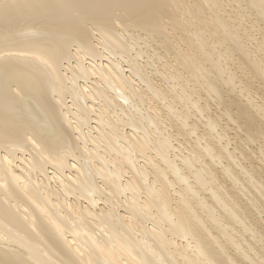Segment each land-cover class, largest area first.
<instances>
[{"label":"bare ground","instance_id":"6f19581e","mask_svg":"<svg viewBox=\"0 0 264 264\" xmlns=\"http://www.w3.org/2000/svg\"><path fill=\"white\" fill-rule=\"evenodd\" d=\"M0 264H264V0H0Z\"/></svg>","mask_w":264,"mask_h":264},{"label":"rangeland","instance_id":"374dc122","mask_svg":"<svg viewBox=\"0 0 264 264\" xmlns=\"http://www.w3.org/2000/svg\"><path fill=\"white\" fill-rule=\"evenodd\" d=\"M252 32V34H254L253 33V30L251 31ZM260 38V37H259ZM255 41H258V40H255ZM238 72H240V71H238ZM240 74H241V72H240ZM258 145V144H257ZM253 146H255V148L257 147L256 145H253ZM251 148H253V147H251ZM259 164V163H258Z\"/></svg>","mask_w":264,"mask_h":264}]
</instances>
